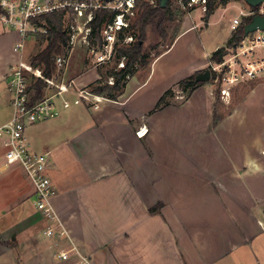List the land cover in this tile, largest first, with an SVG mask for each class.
I'll use <instances>...</instances> for the list:
<instances>
[{
	"label": "crops",
	"instance_id": "obj_1",
	"mask_svg": "<svg viewBox=\"0 0 264 264\" xmlns=\"http://www.w3.org/2000/svg\"><path fill=\"white\" fill-rule=\"evenodd\" d=\"M245 6L244 0H231L226 8L235 9L234 18ZM226 8H215L207 26L213 18L221 20ZM196 10L200 8L185 16L183 24L191 19L188 25L182 24L176 39L200 26L192 17ZM231 25L232 20L226 43L232 37ZM7 33L13 38L9 55L13 62L19 57L13 47L20 36L13 30ZM222 46L217 42L204 59L181 70L152 100L138 94L153 80L157 63L170 47L155 55L149 68L127 77L117 98L104 93L109 99L99 108L83 101L27 127L30 149L49 154L48 172L57 189L54 206L74 243L94 264H264L261 137L243 150L226 151V165H212L206 154L209 137H213L214 149L215 138L226 123L225 118L213 123V90L205 92L201 84L185 101L175 100L176 89L184 91L179 82L203 71L211 54ZM164 70L166 66L158 73ZM96 73L90 78L87 73L78 76L79 85L88 89L94 79L101 78ZM169 89L172 100L155 109ZM176 109L196 110L197 123L188 141L163 132L165 112L176 116L180 112ZM0 111L5 112L4 117L0 114L1 123L12 113L8 97ZM141 127L147 130L144 135L138 133ZM199 143H206L203 153L198 151ZM177 158L183 159V165L177 166ZM2 166L9 167L3 162ZM183 166L194 173L184 172ZM174 172L183 174L177 179ZM188 182L197 187L186 184L184 188ZM30 189L33 197L32 182Z\"/></svg>",
	"mask_w": 264,
	"mask_h": 264
},
{
	"label": "built area",
	"instance_id": "obj_2",
	"mask_svg": "<svg viewBox=\"0 0 264 264\" xmlns=\"http://www.w3.org/2000/svg\"><path fill=\"white\" fill-rule=\"evenodd\" d=\"M139 1L152 4L156 0H0V25L7 30L16 31L20 39L13 49L19 57L10 63L2 80L12 108L11 116L0 123V143L3 147V164H19L27 173L34 186L33 205L39 213L45 238L54 242L53 257L59 264H94L90 255L84 253L70 237L69 230L60 218L53 199L57 194L53 180L48 172V153L32 151L26 135L27 127L39 121L54 118L61 108L87 101L99 108L109 97L80 88L74 78H67L66 71L77 46L85 49L91 63L95 66L109 64L116 59L117 45L121 34L124 42L133 41L126 31L138 9ZM178 8L190 11L200 8L206 12L209 0H173ZM246 3V2H245ZM112 14L102 24L100 38L93 37V22L101 11ZM64 11L65 27L68 32V45L62 54L57 55V76H45L43 68L34 66L31 60L23 58L27 41L40 35H47L49 24L44 15ZM264 15V1L256 6L249 4L240 9L232 19V35L238 30L243 19L251 15ZM125 56L121 57L119 67L125 66ZM211 77L209 82L222 99L231 96L234 87L240 83L264 76V30L239 36L227 43L220 61L208 62ZM41 78L46 88L55 91L33 101L32 77ZM111 84L114 78L111 76ZM1 97V96H0ZM147 130H138L144 135Z\"/></svg>",
	"mask_w": 264,
	"mask_h": 264
},
{
	"label": "rangeland",
	"instance_id": "obj_3",
	"mask_svg": "<svg viewBox=\"0 0 264 264\" xmlns=\"http://www.w3.org/2000/svg\"><path fill=\"white\" fill-rule=\"evenodd\" d=\"M223 1L224 0H218L216 8L221 7L224 9L228 2H231V0H225L224 3ZM246 4L248 3L246 2ZM172 7L176 15L173 19L165 22L167 28L165 37L153 31L150 26L148 27V37L145 46L150 47L152 44L157 43V46L150 50L149 61H151L155 55L159 54L167 47H170L157 63V72L153 80L138 94H145L150 100L155 98L158 92L180 76L182 71L185 72L187 68L189 69L188 66L192 62L204 59L205 53L208 51L210 52L217 42H221L224 46L227 45V41H225L228 36L227 25L232 20L235 10L234 8L227 7L225 10L226 15L217 22L216 18H213L208 26L207 22L209 17H205L206 12H203L204 15L201 16V9L196 10L192 13V17H194L193 19L198 22L200 26L176 39V36L182 29L185 16L195 8L190 11L186 10L187 13L181 18L177 9H184L178 8L175 2H172ZM138 12L139 7L133 20L136 19ZM217 13H219V10L216 11V15ZM190 19L191 18L185 21L183 25H188ZM200 21H202V23ZM12 40L13 38L7 33V29L2 28L0 25V104L8 97L5 89V81L2 80L3 77L1 76L5 74L8 65L11 63L9 55ZM46 44V40L39 38L27 41L23 50V58L31 60V58L45 47ZM120 61L121 59H115L109 64L95 66L91 63V59L88 57V53L85 49L77 46L71 57V63L66 71V75L68 79L74 78L80 88H84L79 85L77 77L87 73L86 77L90 78L94 77L95 74L97 76L98 73L96 72H99L101 78L94 79L95 81L87 86L88 89L92 91V88L100 81L102 84H110L108 70L113 67L120 68ZM164 66H166V70L158 73V69L162 70ZM147 67H139L137 65L136 69L143 70ZM207 68L208 65L205 66L203 70ZM57 73L58 71L56 70L54 75L57 76ZM33 77L37 78L35 76ZM57 77L60 79L59 76ZM204 86L205 92L211 88L215 95L213 123L218 124L221 119H226L224 130L218 133L220 137L215 138L214 149L213 137H209L211 145H209V151L206 154H209L207 161H209L210 164L214 165V163H217L216 165H226V151L229 149L237 151L243 150L249 142L258 140L259 137H261L262 145H264V76L240 83L234 87L228 99H222L209 81L204 82ZM54 91V88H45V95ZM175 92L176 101H185L189 96L185 91L176 89ZM170 100L172 99H166V101ZM169 111L165 112V116H163V119H166L165 122L162 123L163 132L172 136L177 134L184 141H188L187 138L189 136L192 138L191 134L197 123L194 119L196 110L188 109L187 111H181L180 109V112H178L176 116ZM4 113L5 112L0 111L3 117L5 115ZM1 118L2 117H0V119ZM204 145L205 146H203V143L197 145L199 148L198 151L201 153L206 149V143H204ZM3 150L0 143V264H59L53 257V252L56 248L54 242L45 238L43 235L42 230L44 228V222L37 214L33 205L30 179L25 169L19 164H12L8 168H4V166L1 167L4 160ZM262 152L264 154V150H262ZM182 161L183 159H176L178 167L179 165H183ZM202 161L205 163L206 159L202 158ZM199 164L202 165L201 162ZM216 168L220 167L218 166ZM186 169L187 167L183 166L182 170H184V172ZM186 173L193 174L194 171L187 169ZM174 174H176L175 176L179 179L183 172H181V174L174 172ZM186 184H193L197 187L196 183L188 182L183 183L184 188ZM167 192L169 193V191ZM200 192L199 190V193ZM184 194H189V191H184Z\"/></svg>",
	"mask_w": 264,
	"mask_h": 264
},
{
	"label": "trees",
	"instance_id": "obj_4",
	"mask_svg": "<svg viewBox=\"0 0 264 264\" xmlns=\"http://www.w3.org/2000/svg\"><path fill=\"white\" fill-rule=\"evenodd\" d=\"M218 0H209L208 8L205 17L208 18L215 10ZM173 0H170L167 7L160 6V0H156L154 4L148 1H139L138 7L139 12L136 19L132 20L130 28L126 31L128 35L133 36V41L124 42V34H121V41L117 45V56L116 59H120L125 56V66L121 68L113 67L108 70V76L114 78V82L111 84L100 81L92 88V92L98 94L107 93L111 98H117L122 93L125 86L127 77L136 72L137 65L139 67H147L150 63L149 54L150 50L157 46V43L152 44L150 47L145 46V42L148 37V27L153 31L159 33L160 36L165 37L167 28L165 25L166 21L174 18L175 10L172 7ZM256 9V6H252ZM180 13L181 18L187 13L185 10L177 9ZM176 10V11H177ZM65 12L57 11L51 12L43 16V19L49 24V32L47 35L38 36L39 39L47 41L45 47H43L37 54L31 58V63L34 66H40L43 68L45 76L52 77L56 70V57L62 54L68 45V32L65 27ZM112 14L108 11H101L98 13L96 20L93 22V37L100 38V29L102 24L107 18L111 17ZM254 15L247 16L243 19V22L239 26L238 30L232 35L229 42L236 40L245 32V25L249 23ZM205 18V19H206ZM225 46L219 47L216 51L211 54V60L220 61L224 53ZM196 74L182 79L179 82V86L182 90L191 95L192 92L199 85L204 84V81L195 83ZM31 88L33 91V101L41 99L45 96L46 82L41 78H34L31 80ZM173 93L172 89L167 90L161 98L158 100L155 109H159L163 104L166 103V99Z\"/></svg>",
	"mask_w": 264,
	"mask_h": 264
},
{
	"label": "water",
	"instance_id": "obj_5",
	"mask_svg": "<svg viewBox=\"0 0 264 264\" xmlns=\"http://www.w3.org/2000/svg\"><path fill=\"white\" fill-rule=\"evenodd\" d=\"M111 1V0H108ZM170 0H160V6L161 7H167ZM251 6H257L264 0H244ZM257 29L264 30V15L256 14L253 16L252 20L245 25V34H248L250 32H253ZM211 77L210 69H205L203 71H200L197 73L195 78V83H198L199 81H209Z\"/></svg>",
	"mask_w": 264,
	"mask_h": 264
}]
</instances>
